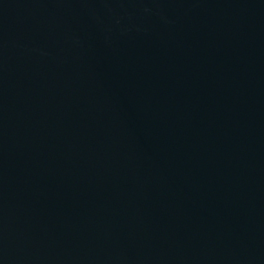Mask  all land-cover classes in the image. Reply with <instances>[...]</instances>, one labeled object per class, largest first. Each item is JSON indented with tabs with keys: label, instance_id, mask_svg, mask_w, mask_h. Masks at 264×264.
I'll use <instances>...</instances> for the list:
<instances>
[{
	"label": "water",
	"instance_id": "water-1",
	"mask_svg": "<svg viewBox=\"0 0 264 264\" xmlns=\"http://www.w3.org/2000/svg\"><path fill=\"white\" fill-rule=\"evenodd\" d=\"M0 264H264V0H0Z\"/></svg>",
	"mask_w": 264,
	"mask_h": 264
}]
</instances>
